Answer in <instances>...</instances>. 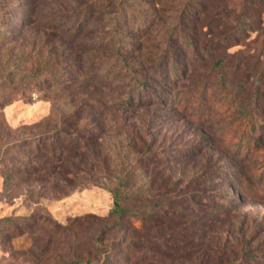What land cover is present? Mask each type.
<instances>
[{"label":"trees","instance_id":"trees-1","mask_svg":"<svg viewBox=\"0 0 264 264\" xmlns=\"http://www.w3.org/2000/svg\"><path fill=\"white\" fill-rule=\"evenodd\" d=\"M258 2L264 11V0ZM2 4L0 54L5 55V60H0L3 91L0 109L16 98L30 97L33 93L48 97L46 101L52 104L51 108L53 101L66 98L68 101L64 100L63 105L70 108L60 118L62 129L49 130L23 141L27 156L15 163L6 161L8 179L44 184L57 199L68 196L75 183L85 179L94 181L93 186L102 187L110 195L112 208L108 213L117 222L125 219L128 225L137 223L145 240H155L150 251L140 247L138 240L135 245L124 248V253L136 250L142 255L138 259L141 263L146 253L157 254L163 247L168 259L174 254L182 256L178 257V264H242V260L238 261L240 258H235L233 246H227L228 239L224 243L220 239L232 212L229 190L215 175L221 176V173H215L214 169L201 170L181 187L169 172H164L166 155L162 156V152L146 141L137 144L132 140L122 147L114 142V152L103 159L104 171H95L104 154L102 140L98 127L88 130L91 120L81 118L82 109L88 108L92 100L101 108L112 110L132 107L135 101L137 105L158 102L145 95L163 90L165 94L168 92L164 105L170 104L180 112L189 110L190 114L206 110V101L209 99L211 104L216 96L210 87L209 75L203 78L207 82L202 84L187 74L194 75L200 65L210 66L211 55L229 49V42L219 47L224 36L211 32L213 37L204 41L203 26L192 6L181 10L172 24L162 23L169 18L162 10L163 0H20L24 14L21 22L10 20ZM176 23L180 24L178 31ZM7 24L19 29L43 30L42 44L37 50L32 48L19 56L22 65L9 61L8 54L15 43L9 30L2 29ZM232 37L227 39L234 41ZM46 47L49 48L47 55L42 52ZM94 49H104L107 55L89 60ZM205 62L209 64L204 65ZM185 81L190 83L188 90L193 96L186 93L174 99L171 95H176L177 83ZM229 97L215 99L214 110L227 115L230 131H242V136L232 142L226 138L222 146L245 157L264 152L259 150V136L255 133L264 123L251 112L244 114L235 108L234 99ZM240 115L241 123L237 120ZM194 121V124H204L207 118L198 115ZM4 221L11 226L10 219ZM196 240L201 243L197 247ZM110 261L107 258L102 264ZM246 261L263 262L255 256L243 262Z\"/></svg>","mask_w":264,"mask_h":264},{"label":"rangeland","instance_id":"rangeland-1","mask_svg":"<svg viewBox=\"0 0 264 264\" xmlns=\"http://www.w3.org/2000/svg\"><path fill=\"white\" fill-rule=\"evenodd\" d=\"M163 1L165 7L162 10L168 13L170 21L162 20V23L172 24L181 10L192 6L203 26L204 41L210 40L213 37L210 33L215 32L224 36L220 39V48L224 43L231 44L229 49H221L210 56V66L205 68L200 65V70L194 75L187 74L202 84L207 82L203 78L209 75L210 87L214 88L212 91L216 96L211 104L209 99L206 101V110L192 114L186 109L180 112L170 104L164 105L168 92L165 94L163 89L162 93L158 91L145 95L147 99L158 102L137 105L135 101L132 107L106 110L90 101L87 104L89 107L82 109L81 118L91 120L88 121L91 127H86L88 130L98 127L104 153L95 171H104L103 159L114 152V142L122 147L131 140L137 144L146 141L162 152V156L166 155L164 172H169L181 187L193 174L214 169L215 173H221V176L215 175L228 188L232 204L231 215L222 228L220 239L223 243L228 239L227 246H233L237 254L235 258H240L238 261L242 260V264H262L264 152H253L245 157L239 151L225 149L222 140L230 138L232 142L242 136V131H230L227 115L215 111L213 104L217 98L230 96L234 99L235 108L246 112L244 114L251 112L264 123L263 7L258 0ZM0 2L3 3V11L10 14H7L10 20L21 22L24 19L20 0ZM175 28L180 30V24ZM2 29L9 30L15 43L8 54L12 64L22 65L19 63V56H24L22 52L32 48L37 50L42 44L43 30L40 28L19 29L7 24ZM229 36H233L234 41L227 39ZM48 50L46 47L43 54ZM105 54L104 49H94L89 54V60L101 59ZM4 56L1 53L0 60H5ZM216 61L222 63L218 65ZM208 64L205 62L204 65ZM176 86V95H171L174 99L180 94H193L188 90L191 86L189 82H179ZM0 94H3L1 89ZM43 96V93H33L30 97L16 98L0 109V264H102L107 258L111 260L109 264H171L172 259L174 264H178V257L182 256L174 254L168 259V252L163 247L157 254L146 253L143 263L138 260L142 255H138L136 250L124 253V248L128 244L135 245L136 240L140 247L150 251L155 240H152L154 243L150 239L145 240L137 223L128 225L125 219L117 222L108 213L112 208L110 195L102 187L93 186L94 181L85 179L75 183L68 196L57 199L44 184L8 179L6 161L14 162L27 156V149L22 147L23 141L39 137L49 130L62 129L60 118L70 111L63 105L64 100L68 101L66 98L56 99L51 108L52 104L46 101L48 97ZM198 115L207 118V121L194 124ZM241 115L237 118L240 123ZM84 124L87 125V122ZM255 133L259 136V150L264 151V126L256 128ZM226 134L230 135L226 137ZM5 219L12 221L10 227ZM195 244L197 247L201 243L196 240ZM240 250L245 252L241 254ZM253 256L263 262H243Z\"/></svg>","mask_w":264,"mask_h":264}]
</instances>
